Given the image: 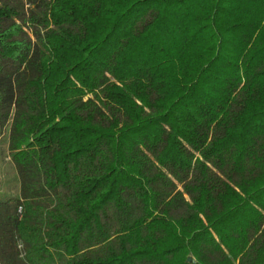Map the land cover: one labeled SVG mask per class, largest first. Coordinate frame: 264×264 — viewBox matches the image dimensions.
<instances>
[{"label":"trees","instance_id":"1","mask_svg":"<svg viewBox=\"0 0 264 264\" xmlns=\"http://www.w3.org/2000/svg\"><path fill=\"white\" fill-rule=\"evenodd\" d=\"M2 141L0 264H264V0H0Z\"/></svg>","mask_w":264,"mask_h":264},{"label":"rangeland","instance_id":"2","mask_svg":"<svg viewBox=\"0 0 264 264\" xmlns=\"http://www.w3.org/2000/svg\"><path fill=\"white\" fill-rule=\"evenodd\" d=\"M1 189L17 195L18 183L14 168L7 156L6 143L4 141L0 142V197L2 196Z\"/></svg>","mask_w":264,"mask_h":264},{"label":"crops","instance_id":"3","mask_svg":"<svg viewBox=\"0 0 264 264\" xmlns=\"http://www.w3.org/2000/svg\"><path fill=\"white\" fill-rule=\"evenodd\" d=\"M1 191H2V193H5L7 195H14L12 192H7V191H5L3 189H1ZM17 194H18V190H17ZM14 196H16V195H14Z\"/></svg>","mask_w":264,"mask_h":264},{"label":"water","instance_id":"4","mask_svg":"<svg viewBox=\"0 0 264 264\" xmlns=\"http://www.w3.org/2000/svg\"><path fill=\"white\" fill-rule=\"evenodd\" d=\"M190 259H191V258L189 257L188 260L190 261Z\"/></svg>","mask_w":264,"mask_h":264},{"label":"built area","instance_id":"5","mask_svg":"<svg viewBox=\"0 0 264 264\" xmlns=\"http://www.w3.org/2000/svg\"><path fill=\"white\" fill-rule=\"evenodd\" d=\"M19 211H20V209H19Z\"/></svg>","mask_w":264,"mask_h":264}]
</instances>
